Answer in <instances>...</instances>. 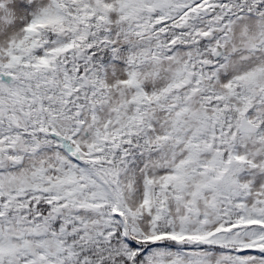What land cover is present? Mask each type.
Wrapping results in <instances>:
<instances>
[{"label":"snow or ice","instance_id":"6c2138e0","mask_svg":"<svg viewBox=\"0 0 264 264\" xmlns=\"http://www.w3.org/2000/svg\"><path fill=\"white\" fill-rule=\"evenodd\" d=\"M0 264H264V0H0Z\"/></svg>","mask_w":264,"mask_h":264}]
</instances>
